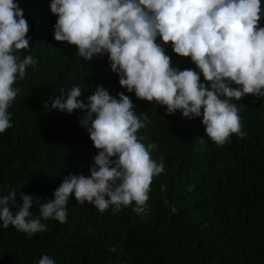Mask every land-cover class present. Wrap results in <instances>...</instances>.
<instances>
[{
  "label": "trees",
  "instance_id": "trees-1",
  "mask_svg": "<svg viewBox=\"0 0 264 264\" xmlns=\"http://www.w3.org/2000/svg\"><path fill=\"white\" fill-rule=\"evenodd\" d=\"M16 2L31 38L29 49L18 54L37 63L13 85L20 91L9 108L13 127L0 134V196L15 190L17 204L20 192L51 200L68 174L89 175L97 150L79 124L82 113L45 109L50 98L73 86L80 87L84 102L97 86L113 97L128 95L137 115L150 120L138 135L156 144L152 158L163 157L165 171L152 181L143 219L131 207L101 214L70 197L67 221H42L47 232L29 238L12 226L0 228V264H37L42 255L56 264H264V98L248 94L232 101L246 134H232L217 146L204 135L202 118L165 115V107L127 93L107 55L85 62L76 46L55 41L51 0ZM259 23L264 27V18ZM164 47L173 67L198 71L170 43ZM31 211L39 214L36 207ZM112 247L115 252L108 251Z\"/></svg>",
  "mask_w": 264,
  "mask_h": 264
},
{
  "label": "clouds",
  "instance_id": "clouds-1",
  "mask_svg": "<svg viewBox=\"0 0 264 264\" xmlns=\"http://www.w3.org/2000/svg\"><path fill=\"white\" fill-rule=\"evenodd\" d=\"M49 9L57 17L54 40L76 46L85 62L107 55L110 71L127 93L165 107V115L179 111L189 120L202 118L204 135L217 146L232 134H246L232 101L248 94L264 98L262 0H51ZM28 32L18 2L0 0V134L13 127L9 108L20 91L13 85L37 63L31 55L18 54L29 49ZM169 43L174 54L190 58L198 71L173 67L164 47ZM49 100L47 110L82 113L79 124L97 150L89 175L68 174L51 200L20 192L17 204L15 190L0 196V228L12 226L29 238L47 232L42 221H67L70 197L101 214L131 207L146 217L152 181L165 171L163 157L152 158L156 144H145L138 135L149 118L137 115L128 95L113 97L103 86H97L86 102L78 86ZM161 190L166 192L167 186ZM169 206L173 214L178 212ZM33 207L38 209L36 216ZM37 264L56 261L42 255Z\"/></svg>",
  "mask_w": 264,
  "mask_h": 264
}]
</instances>
